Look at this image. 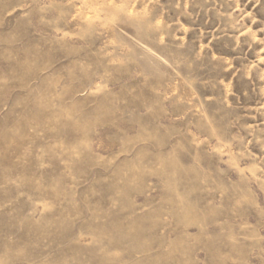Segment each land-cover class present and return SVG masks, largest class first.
<instances>
[{"label": "rangeland", "instance_id": "1", "mask_svg": "<svg viewBox=\"0 0 264 264\" xmlns=\"http://www.w3.org/2000/svg\"><path fill=\"white\" fill-rule=\"evenodd\" d=\"M0 264H264V0H0Z\"/></svg>", "mask_w": 264, "mask_h": 264}]
</instances>
